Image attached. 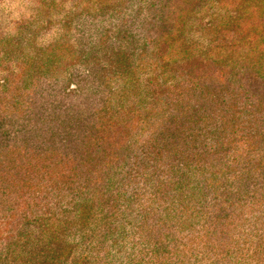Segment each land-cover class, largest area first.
Wrapping results in <instances>:
<instances>
[{
  "label": "rangeland",
  "instance_id": "obj_1",
  "mask_svg": "<svg viewBox=\"0 0 264 264\" xmlns=\"http://www.w3.org/2000/svg\"><path fill=\"white\" fill-rule=\"evenodd\" d=\"M13 11L19 12L17 18ZM241 37L245 39L235 48V40L239 42ZM262 37L264 0H0V120L15 116L23 122L33 117L36 106L51 127L48 120L54 109H46L59 99L67 100L62 105L70 104L61 114L67 119L81 98L58 97L57 91L48 93L46 85L60 86L62 91L70 84L74 88L81 79L89 81L95 101L111 100L117 108L126 103L131 115L139 120L143 113L140 102L145 100L146 114L163 119L162 108L171 104L167 95L156 98L152 93L156 85L163 84L169 96L188 85L178 71L167 68L171 58L174 69L184 64L180 62L184 56L205 57L211 72L223 64H235V60L244 65L256 55L264 58ZM102 84L106 89L103 95L96 89ZM80 87L85 89L83 83ZM170 120L164 127L133 122L131 153L139 160L148 155L144 149L151 150L152 132L158 129L157 135L162 133L171 125ZM209 123L212 128L196 129L212 138L214 133L207 132L216 128L213 121ZM64 127L44 146L46 154L39 152L41 148L22 150L23 146L4 143L8 148L5 155H0V264H139L153 248L151 245L137 253V248L145 245L140 227L148 215L139 210L117 211L113 217L108 215L107 230L102 234L106 217H94L91 212L113 205L109 201L114 199L119 206L118 194L131 190L136 183L142 193L156 201L160 197L154 194L159 191L153 194V186L142 185L137 166L121 180L123 169L117 164L125 166L126 154H118L122 150L100 184L109 190L92 184L97 192L90 198V191L79 179L61 184L68 179L62 169L67 161L56 152L71 147L63 136ZM8 129H0V134ZM34 143L28 140L29 145ZM52 144L54 147H50ZM156 163L151 165L156 168ZM200 164H191L192 186L184 195L178 193L171 202L172 209L158 220L160 223L167 216L179 223L174 230L175 246L187 254L175 256L172 264H257L252 251H258L254 246L264 218L248 221L247 210L235 208V199L231 198L235 180L222 188L213 184L200 190L197 175L201 170L195 166ZM171 176L169 170L160 179L168 183ZM42 178L56 179V191L48 192ZM74 205L82 212L71 218L69 212ZM25 213L28 218L22 217ZM85 224L100 234L90 241L93 250L74 233L77 226ZM79 229L80 235L91 231L88 227ZM251 234V243L243 246V236L251 238Z\"/></svg>",
  "mask_w": 264,
  "mask_h": 264
},
{
  "label": "trees",
  "instance_id": "obj_2",
  "mask_svg": "<svg viewBox=\"0 0 264 264\" xmlns=\"http://www.w3.org/2000/svg\"><path fill=\"white\" fill-rule=\"evenodd\" d=\"M239 39V42L235 40V48L239 47L245 37ZM248 39L251 41L249 44L251 46L253 42L250 37ZM181 48L186 49L184 46ZM261 54L263 56L264 52ZM169 62L171 64L167 68L178 71V75L188 85L179 94L170 96L163 90V84L156 85L152 93L156 98L167 95L168 103L171 104L168 108H162L163 119L157 120L146 114L149 110L144 106L145 100L140 102L143 113L139 115V120L131 115V110L125 107L126 103L120 104L121 106L117 108L111 100L103 103L101 100L95 101L96 97L94 96L95 99L91 97L89 81L81 79L74 88L70 84V87L67 86L68 88L62 91L60 86L49 83L46 85L48 93L57 91L58 97L69 100L73 97L81 98L76 104V110L71 111L67 119L62 118L61 114L68 110L70 104L62 105L66 104L67 100L59 99L58 102L49 103L46 109L48 112L54 109L51 112L52 118L49 114L48 121L52 124L51 127L47 126L46 119L36 106L33 108V117L23 122L15 116L0 120V129L9 128L0 134L4 139L0 142V155H5L8 148L4 143L9 144V147L23 146L22 150L41 148L43 150L39 152L46 154L47 150L44 146L58 135L59 128L65 125L63 136L71 147L58 149L60 152H56L67 161L62 169L66 171L68 179L61 184L66 185L74 179H79L90 191V198L97 192L92 184L97 183L101 188L109 190L100 184L110 168H113V161L115 163L118 161V151L122 150L119 155L126 154L125 166L117 164L123 169L124 177L121 180H125L129 169L131 171L132 167L137 166L142 174L140 180L142 185L153 186V194L159 191L154 195H158L160 199L156 201L146 196L136 183L131 190L124 189L118 194L119 206L115 204V199L114 202L109 201L116 205L115 209L108 210L113 205H103L99 212H91V216L106 217L100 230L103 234L107 230L108 215L113 217L115 212L122 209L139 210L141 214H147V220H142L140 227L145 245L137 248V253L148 250L151 245L153 248L147 258L141 259L139 264H172L175 256L187 254L186 251L179 250L175 246L174 230L179 223L167 216L160 223L158 220L163 213L166 214V210L172 209L171 202L176 199L178 193L184 195L185 189L192 186L193 172L190 168L196 161H201L200 165H195L201 170L197 175L200 190H207L213 184L222 188L223 185H229L235 180V193L231 197L235 199V208L247 210L248 221L264 218V58L261 60V57L256 55L244 65L239 64L238 60H235V64H223L215 71L212 70L218 74L207 69L205 57L200 60L198 57L184 56L180 61L184 64L178 69L173 68L175 66L172 58ZM90 74L91 71L88 70L87 75ZM80 83H83L85 89L80 87ZM96 89L97 93L102 95L106 91L103 84ZM170 89L171 87H167L168 91ZM48 93L44 92L43 95ZM83 115L89 116L83 117ZM170 117L171 125L162 130V133L157 135L158 129L152 132L151 135L155 134V137L150 145L151 150L144 149L148 155H144L141 160L138 156H134L131 153L132 144H129L131 130L134 129L133 122L147 121L149 125L164 127ZM210 121H213V126L216 128L207 132L214 133L212 138L206 133L197 131L203 126L212 128ZM196 126L200 127L196 129ZM15 139L18 140L12 142ZM28 140L35 143L29 145ZM50 147H54V144ZM165 161H168V164H165ZM152 162H157L158 167L151 165ZM30 170L33 172L32 167ZM169 170L172 176L168 183H163L160 175H165ZM42 179L43 186L48 192L56 191V179ZM37 182H40L38 178ZM225 191L223 190V193ZM229 192L230 190L227 191V195ZM77 197L79 196L74 197L73 200ZM72 210L73 212H69L72 213L71 218L82 212L78 211L75 205ZM26 214L22 217L28 218ZM17 223L21 224L20 220ZM80 227H88L91 231L80 235L77 233ZM74 233L82 242H87L91 250L94 249L90 247L91 239L100 236L96 228H91L87 224L77 226ZM250 237L243 236L246 241L243 242V246L251 243L252 234ZM257 237L256 245H252L258 251H252V254L257 264H264V226L259 230Z\"/></svg>",
  "mask_w": 264,
  "mask_h": 264
},
{
  "label": "clouds",
  "instance_id": "obj_3",
  "mask_svg": "<svg viewBox=\"0 0 264 264\" xmlns=\"http://www.w3.org/2000/svg\"><path fill=\"white\" fill-rule=\"evenodd\" d=\"M18 2H19V0H17V3ZM12 15H13L14 18H17L18 15H19V12L18 11H13Z\"/></svg>",
  "mask_w": 264,
  "mask_h": 264
}]
</instances>
